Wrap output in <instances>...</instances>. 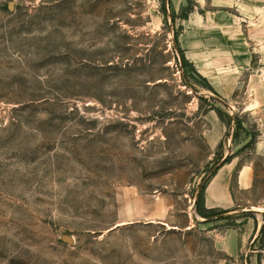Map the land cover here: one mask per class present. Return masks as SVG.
<instances>
[{
	"label": "rangeland",
	"instance_id": "374dc122",
	"mask_svg": "<svg viewBox=\"0 0 264 264\" xmlns=\"http://www.w3.org/2000/svg\"><path fill=\"white\" fill-rule=\"evenodd\" d=\"M211 2L233 3L198 8ZM181 12L169 0H0V264L264 258V157L250 191L232 183L234 212L203 222L195 209L217 165L205 113L243 111L183 66ZM234 127L217 155L235 150ZM246 217L253 234L230 255L217 241Z\"/></svg>",
	"mask_w": 264,
	"mask_h": 264
},
{
	"label": "crops",
	"instance_id": "0c3cea01",
	"mask_svg": "<svg viewBox=\"0 0 264 264\" xmlns=\"http://www.w3.org/2000/svg\"><path fill=\"white\" fill-rule=\"evenodd\" d=\"M188 2L191 0H169L170 8L177 13ZM194 2L192 10L179 23L177 45L217 96L243 111L239 117L242 132L232 137L236 148L229 154L231 160L216 168L202 190L205 209L231 213L236 206L232 183L239 190L250 191L256 176L254 158L264 157V74H260L264 73V9L232 0L229 5L211 2L213 8L202 11L198 6L203 0ZM211 111L214 112L209 120L211 126L204 132V138L215 155L228 127L214 110L209 109L205 115ZM252 137V145L244 147ZM244 149H249L251 159H241ZM202 221L210 222L211 218ZM242 223L239 230H226L227 242L217 241L230 255L241 252L253 234L250 217ZM259 263L264 264V258Z\"/></svg>",
	"mask_w": 264,
	"mask_h": 264
},
{
	"label": "trees",
	"instance_id": "16d2710c",
	"mask_svg": "<svg viewBox=\"0 0 264 264\" xmlns=\"http://www.w3.org/2000/svg\"><path fill=\"white\" fill-rule=\"evenodd\" d=\"M192 10V7L191 6H186L182 9V12L181 14L179 15L182 19L183 18H186L187 16V13L190 12ZM180 29V28H179ZM178 33V32H177ZM177 33L175 35V38H176V45H177ZM178 46V45H177ZM179 48V47H178ZM179 52H180V56H181V60H182V64L183 66H187L191 69V71L197 75L201 81L203 82V84L212 92L214 93L215 95L216 92L214 91V89L210 86V84L207 82V80L200 76L193 68L192 64L190 62H188L184 55H183V52L182 50L179 48ZM210 109L214 110L217 114V116L220 118V120H222L226 126L229 128H231V122L235 124V130L234 132L232 133V137L235 136L237 133H236V130L240 128L241 126V120L239 118L238 115H230L228 113H223L220 109L218 108H215V107H211ZM253 143V137L251 138V140L244 146V147H250ZM222 146V142H220V144L218 145L216 151H215V156H214V160L217 162V165L214 167V169L210 172V176L214 174L216 168L220 165V164H223V163H226V162H229L231 160V157L232 155H227L225 156L224 158H222V154H219L217 155V150ZM214 161V162H215ZM204 188V186H203ZM202 188V190H203ZM202 190L200 191V193L198 194L197 196V199H196V202H195V209L197 211V213L201 216V217H204V218H209L211 216H215V215H218L220 213H223L224 211L222 210H207L203 207V194H202ZM217 219H224V217L222 218H217ZM264 229V225L262 226L261 230H260V233L263 231ZM258 264H260L258 262Z\"/></svg>",
	"mask_w": 264,
	"mask_h": 264
},
{
	"label": "bare ground",
	"instance_id": "6f19581e",
	"mask_svg": "<svg viewBox=\"0 0 264 264\" xmlns=\"http://www.w3.org/2000/svg\"><path fill=\"white\" fill-rule=\"evenodd\" d=\"M262 209V208H261Z\"/></svg>",
	"mask_w": 264,
	"mask_h": 264
}]
</instances>
